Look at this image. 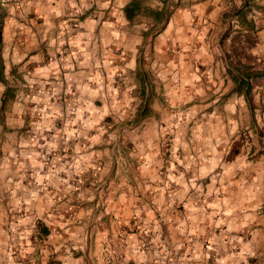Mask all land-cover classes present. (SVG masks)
<instances>
[{
    "label": "rangeland",
    "instance_id": "1",
    "mask_svg": "<svg viewBox=\"0 0 264 264\" xmlns=\"http://www.w3.org/2000/svg\"><path fill=\"white\" fill-rule=\"evenodd\" d=\"M49 1L63 3V8L48 10L50 16H45L41 12L46 13V5L51 3L0 0V59L10 88L4 105L0 97V168L7 158H14L11 163L22 169V181L28 188L34 186L33 175L39 171L54 182L47 180L43 188L48 189L55 211H59L58 206L63 215L54 223L49 214L51 210L43 217L48 233L56 236L61 244L56 250L45 243L49 264H60L61 255L72 259L75 252L84 255L89 261L87 264H219L211 250L213 243L219 241L229 253H242L243 241L250 234L246 229L250 222H244L248 209L237 204L239 187L233 179L237 170L243 175L241 167L245 163L254 162L264 154V126L259 124L264 104L259 102L252 111L243 110L245 106L239 101L241 94L231 95L234 83L231 90L213 92L212 78L219 76L222 80L228 75L232 82L231 75L226 73L227 69L217 76L206 74L195 57L201 45L198 36L202 33L213 35L212 43L207 44L214 48L211 53L215 56L219 57L218 51L229 49L240 53L241 40L231 38L223 46L224 34L231 28L226 25L222 29L213 21L224 11L233 10L234 0H217L204 9L195 0H141L148 10L166 4L174 11L171 19H183L185 23L188 20L187 28L177 22L166 34L161 24H155L148 16L127 20L123 6L129 0ZM252 5L255 4L252 2ZM250 17L264 28V6H253ZM222 18L229 25L236 24L229 16ZM85 22L97 25L95 29L91 25L84 29L93 33L88 39L92 49L98 48L102 40L100 25L106 27L109 40H102L103 51L119 66L111 73L113 86L108 89L106 85L104 89L110 104L106 106L102 102L100 90L97 95L86 90L85 105L73 106L69 111L72 115L65 111L66 103H75L72 98H76L77 92L43 88L42 83L38 86L36 56L40 62L42 58L48 62L53 51L70 52L75 46L68 43L67 35L76 38ZM161 45L173 63H178L183 53L190 54L188 61L196 73V92L193 90L180 103L173 102L175 97L161 90L159 84L156 66L160 61L156 64L154 55ZM6 50L7 53L11 50L13 56H5ZM131 59L136 60L134 69ZM228 64L236 68L245 65L239 60L233 63L229 60ZM201 81L204 91L197 92ZM189 87L187 83L186 88ZM227 93L236 99L234 127L227 117L230 111L225 110L222 101ZM217 95L219 101L206 105ZM88 97L91 101H87ZM50 99L56 102L54 107ZM153 100L158 102L156 109L143 107L151 105ZM243 114H252L255 128L244 122ZM10 116L17 120L9 123ZM15 129L18 133L12 147L17 154L11 158L4 145L8 140L5 133ZM180 146L188 147L192 153L186 160L181 157ZM21 148L27 150L19 155ZM155 149L157 163L152 171L147 169V155L148 150ZM195 149L206 155L214 153L213 168L208 169L213 177L201 178L197 166L193 165ZM70 160V168H60V174L69 182L65 186V179L55 181L51 173L56 164L61 166ZM202 164H208V160H202ZM15 180L0 177V204L6 206L5 225L23 214L20 208L7 206L9 197L15 198L26 190H17ZM56 182L62 187L58 188ZM38 192L43 196V191ZM125 193L131 195L133 210L126 222L121 220V215L105 212L107 208L110 210L108 197H115L116 201L118 195ZM260 210L264 211V205ZM110 222L120 231L106 236L100 234L101 240L97 243L96 238L90 241V236L86 245L83 240H64L63 228L69 225H83L85 232L97 237L96 233H101ZM43 239H48L43 233L31 238L37 245L44 243ZM132 242H137L138 247L127 253L126 247ZM243 259L244 264H264L257 252L246 254Z\"/></svg>",
    "mask_w": 264,
    "mask_h": 264
},
{
    "label": "crops",
    "instance_id": "2",
    "mask_svg": "<svg viewBox=\"0 0 264 264\" xmlns=\"http://www.w3.org/2000/svg\"><path fill=\"white\" fill-rule=\"evenodd\" d=\"M216 1L217 0H195V3H199L202 6L201 9H204L210 6L211 3L214 4ZM249 1L253 2L258 7L263 8L264 6V0ZM218 2L220 1L218 0ZM41 3L44 4L51 2L49 0H42ZM232 3H234V5L231 7L233 10H235L242 5L243 0H234ZM62 4L63 3L56 2L51 3L49 6L46 5V13H41L45 16H48V10H59L60 8H63ZM99 12L102 13L103 11ZM172 13H174V11ZM223 13L221 14V16H217V19H213L215 26L219 25V27L222 29L223 26L228 25V27H230L231 25V31H227L225 33L226 37L223 41V46L225 45L226 47V43L231 42V38L241 40V44H239L240 53H238V51L236 50L234 51L233 49H229L230 51H222V53L221 51H218L217 54H219V57H217V55L215 56L213 53H211V51H215L214 48H209L207 44L208 42L212 43L211 38L213 39V35L208 36L202 33L198 36V39L201 41V45L199 46L200 48L198 50V53L195 54V57L198 58L197 60L201 64L203 72L210 75L215 74L217 76V74L221 70L222 72H226V69V73H229V75H231V78L232 74L237 73V70H249L257 72L258 75L251 79L249 82V98L245 97L244 92L236 90V83L234 82L233 78L231 79L232 82H230V78L228 75L225 76V78H223L222 80H220L219 76H217L215 79H211V87H214L213 92L216 93H218L220 90H222V93L226 90H231L233 87L232 84L234 83V87L232 90L233 93L231 95L234 94V96H236L235 92L241 94V96L239 97V101L241 102L243 107L245 106L243 110L247 108L249 111H252L253 109H255V106L259 104V102H263L264 104V28L263 25H259V22H257V20L253 18L255 22V29L242 30L237 24H227V21L222 18ZM170 16L165 23H159L161 24L162 30L165 31V34L167 32H170L177 22L179 25L186 26V28L188 27V20L185 23V20L183 19H171ZM90 25L94 27L93 29H95L97 26L92 23L90 24L88 22H85L79 31V35H77L76 38L70 34L67 35L68 43H70L72 46H75V48H71L70 52H61L59 50H57L58 52L56 53L55 51H53L52 53L48 52L50 55V60L48 62L44 61L43 58L40 62L39 56H36L39 62V68L36 69V84H38V86L40 83H42L43 88L46 87L49 89L50 87H53L57 91L63 90L77 92L78 95L76 96V98H72V102L74 101L76 104L66 103L67 108L65 111L67 113H71L72 115H74V113L69 111L73 110V106L85 105L84 93L86 90H91L92 95L96 93L99 94L98 90H100L102 92V102H104L106 106L110 104L109 97L106 96L104 89L106 88V85L108 86V89L113 86V78L111 76V73L113 69H116L119 66V64L113 63L111 61V55L103 51L104 46L102 45V40H104V42L109 40L105 31V26L103 27V25H100L101 34L99 33V36L102 38V40L99 47L101 50L99 49V47H94L93 49L90 48V41L88 39L92 38L93 33H89L84 30L87 28V26ZM221 45L222 44L220 43L219 46L221 47ZM57 53H59L60 55H57ZM20 54L22 55L24 53L20 52ZM4 55L13 56V53L11 50H9L7 53L6 50ZM189 55L190 54L187 52L185 54L183 53V55L179 58L178 63H173L170 60V57L166 55L165 46L163 45L160 46V49H158V51H156L154 55L157 58L155 60V63L157 64L160 61V63H158L159 67L156 66V64L154 65L156 66L158 71V76L160 79L159 84L162 86L161 90H165L170 95H173L175 97L173 99L176 100L173 102L176 103L182 102L183 99L188 96V94L193 92V90L196 92V89H194L197 83L195 80L196 73L190 66V62L188 61ZM229 60H231L232 63L234 60H239L245 65H238L239 67L237 68L236 66L230 67L228 64ZM131 64H133L134 69L136 60L131 59ZM0 65H2V73L0 75V97L2 100V104L4 105L5 98L9 96L10 88L6 83V79L3 73L4 65L1 59ZM50 76L53 78H50ZM87 79H89V81ZM91 80L93 83H91ZM187 83L191 85V87L186 88ZM138 85L140 86V83ZM198 86L199 87L197 92H203L204 84H202V81L200 85L198 84ZM261 90H263V93L260 95ZM231 95L227 93V98L225 97V100L222 99V101H224L223 103L225 110L230 111V113L227 112V117L229 121H231V123L233 122L232 127H234V122L236 120V115L234 114V111L236 109V99ZM214 98L215 99L211 100V103L209 101L208 103H206V105L213 104L219 101L220 96L217 95ZM91 99L88 97L87 101H91ZM50 101V104L54 107L56 105V102L53 101V99H50ZM115 105L118 104L115 102ZM157 105L158 102L156 100H153V103L151 105L145 104L143 107H147L148 109L149 106H151L153 109H156ZM60 108L61 107H59V109ZM75 113L77 114V111ZM240 117H242V115H240ZM243 117L245 123H250L251 127L255 128L254 118L252 114H243ZM7 119L9 123L17 120L12 116L7 117ZM22 121V118H20V126L22 124ZM259 122L260 126L262 124L264 126V114H262V117L259 116ZM6 132L7 133L5 134L8 140L5 141L4 145H7L9 154H12L11 158H13L17 154V152L15 151V148L12 147V143H15L14 141L16 140L14 139H16L18 131H16L15 129ZM180 133L181 131L179 130L178 134ZM211 135L213 136L212 133ZM26 150V148H21L19 150V155ZM179 150L181 157H183L184 160H186V156H191L192 154L188 147L180 146ZM155 154L156 149L153 151L148 150L147 159H149V161H147V164L149 165L147 169L149 168L152 171H154L155 164L157 163ZM193 154L196 157L195 161H193V165L197 166L195 168L197 171H199L201 178H203L204 176H206V179L213 177V173H210L208 169L214 164V153L210 152L209 155H206V153H202L201 150L195 149ZM204 159L208 160V164H202V160ZM11 161H14V158L11 160L7 158V160H5L2 168H0V175L2 177L5 176L7 179H10L12 177L15 178L16 180L14 184H17L16 189L19 191L20 189L26 190H23L21 192L22 195L17 194V197H9L8 199L7 206L20 208L23 211L22 216L18 220H12L9 224L6 225L3 224V221L6 220L4 213V209L6 206L0 204V264H49V256L47 255L48 251L46 248L48 245H45V243H49L51 246L48 247H53L56 250L60 249L61 244L56 236H51L50 232L48 233L49 227L45 223L46 219H43V217L45 218V214H51L53 218L52 223H54L57 222L63 215V212L60 211V207L57 206L56 208L59 211H55V208H53L54 203L52 197L49 191H47L48 189H46L45 191V189L43 188L45 187V183L47 182V180H50L52 184H54V182L48 177L46 173L39 171L37 174L33 175L36 177L34 186L32 188H28L29 186L25 185V183L22 181V169H20L19 166L18 168H16L13 163H11ZM70 163H72L71 160L68 162V164L63 162L61 166L56 164L57 166H55L53 172L51 173L52 178L55 181H59V179L62 178L66 180L65 176L60 174V168L65 167L68 169L71 167ZM185 163L187 164L186 161ZM241 170L243 172V175L237 170V174L235 175L233 181L239 187L236 192V197L238 200L237 204H241L248 209L244 213V222H250L249 226L246 228L247 230H250V234L248 239L243 241V250L242 253L239 254L229 253L225 245L220 241L213 243L211 250L215 253L216 259L219 261V264H244V256L253 252H257L260 262H264V211L260 210L261 206L264 205V154H261L260 157L258 156L257 160L254 162L245 163V166L241 167ZM56 183L58 184V188L62 187V184L60 182ZM68 185L69 182L66 180L65 186ZM29 189L31 190L32 194L30 193ZM39 189L43 191V196L41 197L38 194ZM130 197L131 195L126 193L118 195L116 201L114 200L115 197H108L107 207H109L110 210L107 208L105 212L114 213V215L116 216L121 215V220H123L124 222L129 221L131 213L133 212L130 207ZM48 210H51L49 214L47 212ZM39 220H41L42 223ZM37 222L39 223L38 226H36ZM116 231L119 232L120 230L111 222L107 224L106 228H104L101 233H96L97 237H94L92 233L88 234V231L85 232V228L83 225H69L68 227L63 228L65 241L67 240L69 242V240L75 241L78 239L83 240L85 245L86 241H89V236L90 241L92 240V238H96L97 243L101 240V235H112ZM41 232L46 235L48 239H43L44 243L40 245H37V243L33 244L31 238L33 237L34 239V237H37L39 234L42 236ZM91 246L92 244L91 242H89V249H92ZM136 247H138L137 242L130 243L128 247H126L127 253L129 251H135ZM61 259L63 261L60 264H87L88 261V259H86L84 255L78 252H75V255L74 257H72V259L68 258L66 255H61Z\"/></svg>",
    "mask_w": 264,
    "mask_h": 264
},
{
    "label": "trees",
    "instance_id": "3",
    "mask_svg": "<svg viewBox=\"0 0 264 264\" xmlns=\"http://www.w3.org/2000/svg\"><path fill=\"white\" fill-rule=\"evenodd\" d=\"M253 6L258 7L256 4L252 5L249 0H243L242 5L231 11H225L223 17H230L242 30H254L255 22L252 17H250ZM173 9H169L166 4L159 9L148 10L144 8L141 0H129L123 6V13L127 20H133L137 16L145 15L148 16L155 24L165 23L169 16L172 14ZM231 28V25L230 27ZM226 36V34L224 35ZM2 73V65H0V75ZM257 72L249 70H237L236 74H232V78L236 83V90L242 91L246 98H249L250 80L257 76Z\"/></svg>",
    "mask_w": 264,
    "mask_h": 264
}]
</instances>
